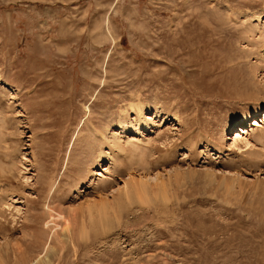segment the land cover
I'll return each instance as SVG.
<instances>
[{
    "label": "rangeland",
    "instance_id": "obj_1",
    "mask_svg": "<svg viewBox=\"0 0 264 264\" xmlns=\"http://www.w3.org/2000/svg\"><path fill=\"white\" fill-rule=\"evenodd\" d=\"M0 264H264V0H0Z\"/></svg>",
    "mask_w": 264,
    "mask_h": 264
},
{
    "label": "bare ground",
    "instance_id": "obj_2",
    "mask_svg": "<svg viewBox=\"0 0 264 264\" xmlns=\"http://www.w3.org/2000/svg\"><path fill=\"white\" fill-rule=\"evenodd\" d=\"M258 113V112H257ZM245 120V119H244ZM246 123V122H245ZM259 122L257 119H254L253 120V123L250 124V126L252 125H258ZM247 133V131L244 129V126L243 127H238V130L237 132L235 133L236 135L234 136V142H238V140H241V139H244L245 137H243L245 134ZM244 142L247 143L246 139H244ZM107 170V169H106ZM135 183V182H134ZM141 187H137V186H128L127 183H124L123 185L125 186V194L127 196L128 199H131L132 197L136 196L137 198L139 199H144L146 196H145V193L143 190L144 186L143 185V182H141ZM146 183V182H145ZM137 183H135V185H137ZM161 189V188H160ZM160 189H157V190H160ZM156 197H160L161 199H165V195L160 193L159 191L156 192L155 194ZM126 204V203H125ZM121 205V204H120ZM123 206V205H122ZM108 206L103 202L101 203L98 207H95V206H92L89 208V216L92 220V225L93 227L95 228H99V227H109L110 225V221L108 219V215L106 213L108 208ZM122 209V208H121ZM93 214H95L93 217ZM84 235V234H82Z\"/></svg>",
    "mask_w": 264,
    "mask_h": 264
}]
</instances>
